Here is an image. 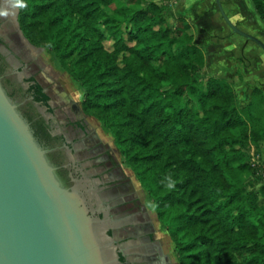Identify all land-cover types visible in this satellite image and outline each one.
I'll list each match as a JSON object with an SVG mask.
<instances>
[{
	"label": "trees",
	"instance_id": "16d2710c",
	"mask_svg": "<svg viewBox=\"0 0 264 264\" xmlns=\"http://www.w3.org/2000/svg\"><path fill=\"white\" fill-rule=\"evenodd\" d=\"M251 2L264 24V0ZM18 7L26 39L54 54L80 85L83 111L112 134L178 262L264 264V167L247 155L264 144V90L239 108L230 81L203 78L206 56L191 24L182 16L170 23L157 0ZM27 82L34 103L48 106L43 87ZM20 113L41 144L45 121Z\"/></svg>",
	"mask_w": 264,
	"mask_h": 264
},
{
	"label": "rangeland",
	"instance_id": "374dc122",
	"mask_svg": "<svg viewBox=\"0 0 264 264\" xmlns=\"http://www.w3.org/2000/svg\"><path fill=\"white\" fill-rule=\"evenodd\" d=\"M157 2L167 6L166 15L170 23L175 17H186L192 26L196 43L206 56L202 77L229 80L234 85L239 108L250 103L254 88L264 90V51L255 42L236 34L228 26L215 0ZM220 2L225 15L236 28L264 44V25L255 13L251 0ZM0 13H7L0 15V51L10 61V65L2 66L0 63V76L27 112L50 122L56 132L59 146L64 142L62 137L74 145L75 154L67 149L65 151L69 158L76 162L73 169L78 174L80 184L87 179L99 192L104 189L111 190L114 188L113 184H117L115 179L108 178L97 163L98 155L92 152L95 146L91 144L94 142H88L95 136L110 146V151L115 155L120 168L131 178H135L134 183L140 191V200L146 208L145 212L154 216L156 212L150 197L140 187L132 169L126 165L110 131L105 129L94 115L83 111V91L80 85L61 69L58 60L48 48L32 44L24 36L18 23L19 7L16 0H0ZM18 55L21 57L20 61L15 59ZM3 74L6 75L4 78ZM30 78H34L50 97L48 106L34 103L29 93L30 84L27 82ZM80 123L84 127L81 128ZM260 151L257 154L255 148L251 147L247 149V155L252 164L264 167V144H261ZM258 188L259 185L256 186V189ZM163 228L160 225V231L164 233ZM107 235L111 238L110 233ZM173 252L174 244L167 247L165 254L171 257L173 264H180Z\"/></svg>",
	"mask_w": 264,
	"mask_h": 264
},
{
	"label": "water",
	"instance_id": "95a60500",
	"mask_svg": "<svg viewBox=\"0 0 264 264\" xmlns=\"http://www.w3.org/2000/svg\"><path fill=\"white\" fill-rule=\"evenodd\" d=\"M215 1L228 26L264 51ZM18 109L27 112L0 78V264H105L89 208L62 185Z\"/></svg>",
	"mask_w": 264,
	"mask_h": 264
},
{
	"label": "flooded vegetation",
	"instance_id": "af4514ba",
	"mask_svg": "<svg viewBox=\"0 0 264 264\" xmlns=\"http://www.w3.org/2000/svg\"><path fill=\"white\" fill-rule=\"evenodd\" d=\"M18 57L20 55L15 59L20 61L21 57ZM1 64L10 65V61L3 55ZM2 76L4 78L6 75ZM15 105L17 108L22 106L18 103ZM45 126L46 132H41V145L47 151L48 159L56 169L55 173L62 185L84 200L89 208L93 219L92 229L98 234L105 264H173L165 254L163 243L145 212L146 208L141 203L134 179L120 168L110 146L95 136L91 141L88 140L89 144L94 142L91 144L95 146L92 152L98 155L97 163L102 171L106 172L109 179L117 181L111 190L104 189L99 192L89 180L86 179L82 184L78 181V174L73 169L76 162L65 151L67 149L75 154L74 145L62 137L64 142L59 146L50 122L45 121ZM79 126L84 127L81 123ZM109 233L111 238L107 235ZM119 236L123 239H119Z\"/></svg>",
	"mask_w": 264,
	"mask_h": 264
},
{
	"label": "crops",
	"instance_id": "0c3cea01",
	"mask_svg": "<svg viewBox=\"0 0 264 264\" xmlns=\"http://www.w3.org/2000/svg\"><path fill=\"white\" fill-rule=\"evenodd\" d=\"M184 17V16H183ZM186 18V17H185ZM229 81V80H228ZM135 179V178H134ZM140 192V191H139ZM150 216H149V218L151 219V221H152V223H153V225H154V227H155V230H156V233H157V236H158V238L160 239V241L163 243V246H164V251H165V253H167V247L169 246V245H171V247H172V245H173V242H172V240H171V238H170V236L168 235V233L164 230V228H163V230H164V233L163 232H161L160 231V223H159V221H158V218H157V216H156V214H154V216L153 215H151V214H149ZM155 217V218H154ZM154 218V219H153ZM155 220V221H154ZM156 222V223H155ZM124 236V235H123ZM119 239H123V237H120L119 236ZM174 253V252H173ZM175 255V254H174ZM169 257V256H168ZM175 257V256H174ZM170 258V260H171V257H169Z\"/></svg>",
	"mask_w": 264,
	"mask_h": 264
},
{
	"label": "clouds",
	"instance_id": "9594fccd",
	"mask_svg": "<svg viewBox=\"0 0 264 264\" xmlns=\"http://www.w3.org/2000/svg\"><path fill=\"white\" fill-rule=\"evenodd\" d=\"M17 3L19 4L20 3V0H17ZM0 15H7V13H0Z\"/></svg>",
	"mask_w": 264,
	"mask_h": 264
}]
</instances>
